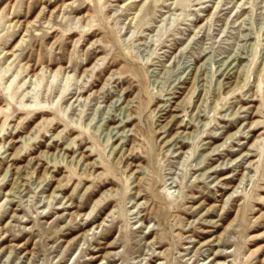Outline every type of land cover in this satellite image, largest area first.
<instances>
[{
	"label": "rangeland",
	"instance_id": "obj_1",
	"mask_svg": "<svg viewBox=\"0 0 264 264\" xmlns=\"http://www.w3.org/2000/svg\"><path fill=\"white\" fill-rule=\"evenodd\" d=\"M104 257L264 264V0H0V264Z\"/></svg>",
	"mask_w": 264,
	"mask_h": 264
},
{
	"label": "bare ground",
	"instance_id": "obj_2",
	"mask_svg": "<svg viewBox=\"0 0 264 264\" xmlns=\"http://www.w3.org/2000/svg\"><path fill=\"white\" fill-rule=\"evenodd\" d=\"M237 84H236V86L237 87H239V85L241 84V82H236ZM194 87H195V84H193V86L191 87V89H190V91H189V93L190 92H192V90L194 89ZM235 87V86H234ZM234 87L233 88H230L229 90H228V92H226L227 94H229V93H231L232 91H233V89H234ZM189 94H187V96H188ZM187 96H186V98H187ZM125 120H123L122 122H124ZM172 121V120H171ZM170 121V122H171ZM184 121L185 120H181L180 121V123H179V126H178V129L180 130L181 128H183V127H185L186 126V124H184ZM170 122L169 123H167L166 125H164V126H162V129H166L164 132H167L168 131V127H169V124H170ZM128 121L126 120V123L122 126V128H127L128 127ZM121 125H122V123H121ZM81 128L82 129H85V128H83V126H81ZM177 131L174 135H173V137L171 138V139H169L168 141H167V143H169L170 141H172L173 139H175L176 140V138L175 137H180V135H181V133H183V132H180V131ZM112 138V137H111ZM165 139V138H164ZM218 146H215L214 147V149H216ZM23 151V148H20V149H17L16 151H15V153L13 154V156L15 157V156H18L21 152ZM65 155H66V153H64ZM92 155V154H91ZM44 156H46V155H44ZM82 157L83 158H86V159H88V156H85L84 154L82 155ZM50 162V164L52 163V160H50L49 161ZM132 164V163H131ZM127 167H129V165H127ZM7 173V172H6ZM95 173V172H94ZM50 174V171H49V169H46L45 170V172H44V175L42 176V177H40V178H44L45 179V176H48ZM78 174V173H77ZM7 175V174H6ZM93 175V174H92ZM81 177H84V175H83V173L80 175ZM4 177V176H3ZM53 177H54V175H53ZM86 177H87V175H86ZM43 179V180H44ZM225 179H227L226 177H225ZM65 179L63 178V179H61V180H59L58 181V188H60V187H62L63 186V181H64ZM17 182V181H16ZM13 188V187H12ZM100 226V225H99ZM99 226H97V227H99ZM82 236H86V234L84 233V234H82ZM104 259H105V257L104 258H102V260H101V263H99V264H102L103 262H104ZM219 263V262H218Z\"/></svg>",
	"mask_w": 264,
	"mask_h": 264
}]
</instances>
